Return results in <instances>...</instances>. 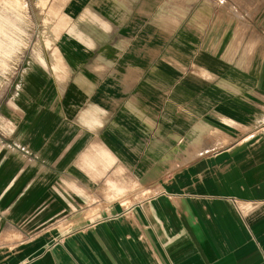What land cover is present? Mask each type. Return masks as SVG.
<instances>
[{"label":"crops","instance_id":"0c3cea01","mask_svg":"<svg viewBox=\"0 0 264 264\" xmlns=\"http://www.w3.org/2000/svg\"><path fill=\"white\" fill-rule=\"evenodd\" d=\"M55 1L7 85L0 264H264V0Z\"/></svg>","mask_w":264,"mask_h":264},{"label":"rangeland","instance_id":"374dc122","mask_svg":"<svg viewBox=\"0 0 264 264\" xmlns=\"http://www.w3.org/2000/svg\"><path fill=\"white\" fill-rule=\"evenodd\" d=\"M58 12L55 0H0V136L11 71L23 58L47 56L59 32Z\"/></svg>","mask_w":264,"mask_h":264}]
</instances>
